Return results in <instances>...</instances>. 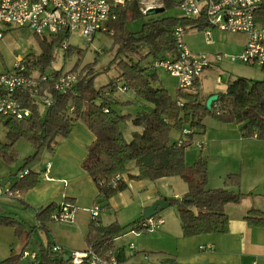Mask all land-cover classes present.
I'll use <instances>...</instances> for the list:
<instances>
[{"label":"trees","instance_id":"obj_1","mask_svg":"<svg viewBox=\"0 0 264 264\" xmlns=\"http://www.w3.org/2000/svg\"><path fill=\"white\" fill-rule=\"evenodd\" d=\"M141 1H128L124 8L117 10V19L111 24L115 31V43L120 46L112 61L119 69L118 80L95 89V78L79 76L81 79L76 87L77 93H53L55 105L45 111L31 100L22 99L32 110V116L24 121L0 117V122L7 129V142L0 140V163H13L16 160L14 147L18 140L25 138L32 143L36 149L35 155L26 160L15 176L26 169L30 173L13 184L14 190L26 194L39 183L40 174L29 167L39 152L43 148L53 152L56 140L70 136L77 123L84 121L95 140L88 148V156L82 168L96 183L99 196L111 197L127 190L129 185L126 179L156 182L164 178L180 177L188 185L187 194L181 199L166 201L178 206L184 238L226 234L229 232L230 221L228 206L240 205L245 197L253 194L237 193L228 188L210 189L207 158L200 155L192 166H187L186 150L193 146L195 135L205 129L208 118L239 126L243 138L264 141V80L238 77L230 81L226 91L215 102L217 107L211 110L207 108V102L201 100L199 88L195 94H182L178 91L174 98L160 84L153 63L177 55L173 33L178 26L186 30L204 31L208 24L204 18L190 20L151 17L140 32L128 34L125 32L127 22L144 16ZM161 2L165 9L172 5L171 0ZM256 22L264 25V0ZM36 37L42 52L32 59L28 57L26 64L30 69L46 73L56 61L57 51L61 49L64 38ZM73 55L82 57L84 51L71 46L65 51V57ZM62 73L61 69L53 75L57 77ZM119 91H132L150 109L143 108L134 116L119 114L114 109L115 105H132L131 102H121L117 98ZM107 92L109 96L105 95ZM72 108L73 112L70 111ZM105 109L109 112L106 113ZM128 122L142 129L141 132H134L130 141L126 140L122 129V124ZM185 130L192 133L186 135ZM174 131L181 135L179 141H183L182 145L172 140ZM132 166L138 170L135 176L130 174ZM117 176H121L119 181H116ZM226 183L239 186L240 175H229ZM57 209V205L51 204L38 212L41 228L47 229ZM244 219L251 226L264 228V212L261 210H249ZM140 220L123 228L116 222L109 227H98L91 222L86 238L88 247L93 248L100 257L110 258V253L115 251L117 237L130 226L138 230L136 226ZM0 226H17V233L20 234L23 223L13 217L0 215ZM27 246L28 243L19 254L13 253L0 264H21ZM40 255L44 264L65 262L64 258L61 262L54 260L51 245L42 246ZM118 258L125 262L121 254Z\"/></svg>","mask_w":264,"mask_h":264},{"label":"crops","instance_id":"obj_2","mask_svg":"<svg viewBox=\"0 0 264 264\" xmlns=\"http://www.w3.org/2000/svg\"><path fill=\"white\" fill-rule=\"evenodd\" d=\"M212 35V43L208 44L206 42L207 45L212 47V50L209 51L211 55V57H209L212 61L215 59L216 55L219 54L242 53L247 43V37L245 35H241V38H232L227 34L225 35L224 32H216L215 35L213 33ZM187 47L192 52H199L198 48L195 47L193 43L189 42V40H187ZM216 65L220 64L214 63V67ZM259 69L262 74L257 79L247 76L242 77L255 81L264 80V68ZM219 76L223 78V74ZM232 76H234L233 73H228L227 77L229 80L226 83V89L228 83L234 80ZM236 78H238V76H236ZM198 88L201 94V78L198 82ZM221 93L211 91L207 93V98L214 95L219 96ZM133 94L134 96H132L135 98L134 101L122 100L120 99V95H118L117 98L121 102H131L132 105L135 106L140 104V107L150 109L149 106H145V104L137 98L135 93ZM208 119L214 122L211 126L207 127L205 125V129L195 135L194 138L198 139H196L193 144L195 145L196 142L202 144V148L200 149L202 152L201 156H205L208 160V187L210 189L228 188L231 191L246 195L251 193L253 196L245 197L240 205L228 206L230 221L229 232L226 234H204L184 238L180 218H167V220H164L157 215V217L164 221V228L163 230L161 228V232L152 236H140L136 257H130L129 247L127 251L125 246L117 245L118 238L128 233L119 235L116 239V248L114 252L117 255L121 254L125 258V264H264V228L251 226L244 219L245 214L253 208L264 212V205L262 203L258 204V196L253 193L254 189L261 187L262 184L264 185V141L257 138H243L240 127L235 124H223L212 118ZM136 128L138 132L142 131L141 128ZM137 131L131 133V139L133 133ZM180 139L181 135H179L177 139L172 137L174 141H179ZM58 140L59 142H56L54 145L56 149V153L54 154L57 160L54 161L55 164L48 173L49 178L55 179V177H51L52 174L55 176L67 174L73 179H77L78 183L63 189L57 185H53V183H55L54 181H48L45 176H42L43 178H39L38 185L24 196V201L28 205H36V207L45 205L42 209L51 204L59 206L62 203L63 197L72 200L74 204H82L84 208H88L89 210L96 202L101 203V205L105 207L103 215H111V219H108V223L104 224L102 215L100 216V224L101 227H109L115 223V219L120 218L119 215L124 209L133 207V209L136 210L137 216H140L136 219L137 221L143 218V211L152 206L157 200L163 199L166 201L172 198L181 199L188 192V185L183 180H181L183 181L181 184L180 180H175L179 179V177H170L156 182L126 179L129 185L127 190L119 192L111 197L99 196L96 183L82 168L83 162L88 156V148L95 140V136L90 131L88 125L84 121H80L74 127L68 138H61ZM61 149H65L64 151H67V153L60 155L58 151ZM187 150L185 161L187 166H192L200 155L197 154V152H189ZM70 159L73 160L74 164L72 173L68 170L57 171L61 163L64 165L66 161H70ZM45 169L41 171V173H45ZM130 174L135 176L138 174V170L132 166ZM231 174L240 175L239 186L227 185V178ZM9 184L13 185V183H6L5 177L0 176V186ZM177 188L180 195L175 193ZM133 189L139 190L142 195L141 198H135L134 194L128 197L126 196V193L129 190L133 191ZM242 189H245L244 192ZM261 196L264 197V194ZM87 200H89L88 203H86ZM7 207L6 204L0 203V215L13 217V211L8 210L9 207ZM113 212L116 213L115 218H113ZM78 213L79 212H77L76 217L79 218V222L75 221L71 224L73 226L77 225L75 235H69L70 233L65 231L62 233L63 230H56L55 233L53 228L48 226L46 230L54 232L53 239L47 236L48 242L46 245L42 242L38 243L37 241L36 245H38L39 251L32 250V252L40 253V248L48 245H51L52 248L54 246H60L66 252L82 251L89 248L86 238L91 224L90 213L88 211L81 216H79ZM118 221H120V219L117 220V222ZM210 246H213L212 250L208 249ZM27 250L28 249H26V251ZM127 252H129L128 256ZM13 253L14 252H11V255ZM53 255L57 257V255ZM65 261H67V258H65Z\"/></svg>","mask_w":264,"mask_h":264},{"label":"built area","instance_id":"obj_3","mask_svg":"<svg viewBox=\"0 0 264 264\" xmlns=\"http://www.w3.org/2000/svg\"><path fill=\"white\" fill-rule=\"evenodd\" d=\"M131 0H0V40L4 38L3 26H12L18 29L31 30L42 39L55 36L64 38L61 49L67 51L71 45L68 39L78 34L81 38L92 42L98 33L114 36L115 31L111 24L117 19V10L124 8ZM160 2V0H157ZM154 3L142 9L144 15L152 8L162 7L163 4ZM263 6V0H182L178 7L186 19L197 20L204 18L208 28L204 31L208 44L213 41L211 29L224 33L240 34L247 37V43L239 56L219 54L212 61L208 56H196L185 44L186 28L178 26L174 31V40L178 53L174 57L159 59L153 63L156 70L163 69L178 80V91L182 94L198 92V82L205 71L214 67V63L221 64L225 60L232 63L240 62L247 66L264 68V25L256 22L257 13ZM99 53H102L100 51ZM53 72L41 73L37 69H30L25 61H18L12 72L0 75V117L14 118L24 121L32 116V110L24 104L22 99L31 100L45 111L55 105L53 93L67 95L76 94L79 77L75 72H66L54 77ZM223 78L218 77V83ZM126 91V89H124ZM109 96V92L105 94ZM212 107H217L213 103ZM73 112V108L70 110ZM108 113V109H105ZM0 124H2L0 122ZM192 131L185 130L184 134ZM183 141H179L182 145ZM199 149L202 144L195 143ZM1 167V165H0ZM50 166L45 169V178ZM30 173L27 169L18 174L22 179ZM121 176H117L119 181ZM115 184V183H114ZM21 192L14 190L13 185L0 186L1 197H19ZM105 207L95 203L89 210L91 222L100 227V216ZM77 208L61 203L52 215V220L74 223ZM164 221L155 216L151 219H142L136 226L138 230L154 232L160 230ZM137 231V230H133ZM208 249L212 250L213 246ZM130 257L137 254V248L129 245ZM52 254L57 255L54 260L64 263L55 264H125L120 261L115 252L110 258L100 257L93 248L82 251L66 252L60 246L52 248ZM24 257L31 264H44L39 252L25 251Z\"/></svg>","mask_w":264,"mask_h":264},{"label":"rangeland","instance_id":"obj_4","mask_svg":"<svg viewBox=\"0 0 264 264\" xmlns=\"http://www.w3.org/2000/svg\"><path fill=\"white\" fill-rule=\"evenodd\" d=\"M157 1V0H155ZM182 0H171V6L165 9V12L158 14L156 16H141L137 18L136 20H129L125 26V32L130 33H138L142 30L143 25L149 21L151 17H161V18H185L183 13L179 10V3ZM151 3H154V0H142L141 1V7L145 8L147 5H150ZM157 3H161L157 1ZM164 7V5H163ZM3 30H5V35L2 40H0V75L6 74L8 72H12L14 70V66L18 61H27L28 57L32 59L33 57H36L41 54L42 49L40 46V43L38 41V38L36 35L28 29H18L12 26H3ZM206 30V29H205ZM204 30V31H205ZM204 31H198V30H186L184 40L185 44L187 45V40L189 42L193 43L195 47L198 48L199 52H191L195 54L196 56H208V58L211 57L209 54V51L212 50V47L207 45ZM212 33L215 35L216 32H221L216 29H211ZM232 38H241V35L236 34H230V33H224ZM216 38V36H215ZM68 42L73 48L81 49L84 51V55L82 57H78L76 55H73L72 57L68 58L65 57V51L63 49H58L57 55H56V61L53 63L52 67L47 71L48 73L58 70H63L64 73L71 72L72 70L81 78L84 76L95 78L93 82V86L95 89H99L110 82L118 80L119 76V69L117 67V64H113L112 61L116 56V53L118 51V48L120 47L115 43V39L111 35H107L104 33H98L92 42L88 43L85 39L81 38L78 34L71 36L68 39ZM189 49V48H188ZM201 50V51H200ZM102 51V53H99ZM216 55V54H214ZM223 55H229V56H239L240 54H229V53H223ZM210 56V57H209ZM217 56V55H216ZM151 61V60H149ZM233 73L234 76H232V79H235L236 76H247L253 79H257L259 76H261L262 72L258 67H251L247 66L245 64H242L240 62L232 63L230 61L225 60L220 65H216L215 67L209 68L205 71V73L201 77V100L203 102H207L209 98H207V93L213 91L215 93H223L226 89V83L229 80L227 75L228 73ZM156 74L158 75V79L160 81V84H162L169 93L176 98L178 94V80L177 78L170 75L168 72L164 71L163 69L157 70ZM223 74L224 82L222 84L217 83L218 76ZM79 78V80L81 79ZM164 83V84H163ZM120 95V99L122 100H132L134 101L135 98H133L134 94L132 92H125L119 91L117 96ZM133 95V96H132ZM114 109L119 113L123 115H136L138 111H141L143 109L140 107V104L138 106L135 105H129L127 107L117 106L115 105ZM214 121L211 119H208L205 121V125L211 126V124ZM123 133L125 134V138L130 141L131 140V133L133 131H137V128L132 125V123H126L122 124ZM7 129L3 124H0V140L2 142H7L6 137ZM71 135V134H70ZM179 133L173 132L172 137L177 139L179 137ZM69 137V136H68ZM67 137V138H68ZM198 137V136H197ZM61 139V138H58ZM56 140L58 143L59 140ZM198 138H194V141H196ZM57 147V145H56ZM17 158L13 163H7L2 162L0 163V176L5 177L6 183H15L17 180V176H15L19 170L24 166L26 160L29 157H32L36 153L35 147L32 145V143L22 138L18 140L14 147ZM65 149L59 150V154L62 155L64 153H67V151H64ZM189 152H197V154L202 155V152L200 149H198L195 145L188 148ZM57 152V156H58ZM56 149L54 146V151H50L47 148H43L40 152L37 158L30 164L29 167L33 168L35 172L40 173L38 176L39 178L42 176H46L45 173H41L45 169L47 165L51 168L54 166V161H56L55 154ZM205 157V156H203ZM73 160L70 159V161H66L64 165L59 166L57 168V171H64L68 170L71 173L73 172ZM27 170V169H26ZM49 170V172H50ZM49 176V174H47ZM51 177H55V179H52L55 183L53 185H57L60 188H66L70 185H76L78 183L77 179H73L67 174H64L62 176H55L54 174L51 175ZM43 178V177H42ZM181 184L183 181L179 177ZM245 190V189H244ZM242 189V191L244 192ZM249 191V190H248ZM247 191V192H248ZM177 195H180L179 190L177 188L176 192ZM253 193L258 196L257 202L258 204L264 205V197L261 195L264 194V185L262 184L261 187L256 188L253 190ZM132 194L135 195V198H141V194L139 190L133 189L129 190L126 193V196H132ZM26 194L21 193L19 197H1L0 203L6 204L8 207V210L13 211V218L23 223V227L20 228L21 233L18 234L17 226H0V262L7 257H10L11 252H14L16 254H19L21 250L27 245V249L32 251L36 250L39 251L38 245H36V242L38 243L42 242L46 245L48 242V237L50 239H53L54 232H49L46 229L41 228V224L38 220L37 214L42 210V205H39L36 207L33 205H28L24 200V196ZM173 196V195H172ZM261 196V197H260ZM176 199V198H172ZM89 200L86 201L88 203ZM62 203H66L67 205L73 206L77 208V212H79V216L82 214H85L89 211L88 208H84L82 204H74L72 200L67 199L63 197ZM9 204V205H8ZM101 204V203H100ZM103 213L101 214V216ZM113 218L116 217V213H112ZM159 217H162L164 220L179 218L178 216V206L177 204H173L164 211L160 212ZM111 215H103L104 218V224L108 223V219L110 220ZM120 221L117 222L119 219H115V222L118 223L122 228L131 225L136 219L140 216H137L136 210L133 209V207H130L128 209H124L123 212L119 215ZM75 221L79 222V218L76 217ZM70 222H59L52 220L47 224V227L53 228V230L56 233V230L62 231V233L67 232L70 233L69 235H75L77 230V225L73 226ZM73 226V227H72ZM164 228V225L162 227V230ZM52 230V231H53ZM134 228L131 226L125 229L120 235H123V233H128L127 235L122 236L121 238H118L117 245H123L127 248L132 243L137 249H138V240L140 236H152L156 233L161 232L162 230H157L154 232H150L147 230H137L133 231ZM129 255V252H127V256ZM137 255V254H136ZM135 255V257H136ZM21 264H31L30 260L22 257Z\"/></svg>","mask_w":264,"mask_h":264},{"label":"water","instance_id":"obj_5","mask_svg":"<svg viewBox=\"0 0 264 264\" xmlns=\"http://www.w3.org/2000/svg\"><path fill=\"white\" fill-rule=\"evenodd\" d=\"M165 12V7H157V8H152L150 10H148L147 12V16H156L158 14H161ZM219 100V96L218 95H214L211 96L208 100H207V108L208 109H212V105L213 103L217 102ZM171 206L170 202H167L163 199L157 200L154 204H152V206L146 208L143 211V219H151L155 216H157L160 212L164 211L165 209H167L168 207Z\"/></svg>","mask_w":264,"mask_h":264}]
</instances>
